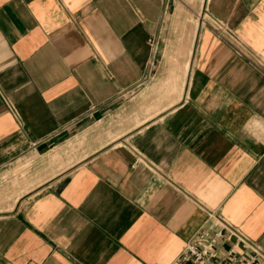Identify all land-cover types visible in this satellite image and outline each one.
Returning <instances> with one entry per match:
<instances>
[{
    "label": "crops",
    "instance_id": "crops-1",
    "mask_svg": "<svg viewBox=\"0 0 264 264\" xmlns=\"http://www.w3.org/2000/svg\"><path fill=\"white\" fill-rule=\"evenodd\" d=\"M176 1L0 0V179L29 159L34 183L0 209V264H171L209 212L264 253V0L198 1L178 56ZM145 84L168 105L44 178Z\"/></svg>",
    "mask_w": 264,
    "mask_h": 264
},
{
    "label": "rangeland",
    "instance_id": "rangeland-1",
    "mask_svg": "<svg viewBox=\"0 0 264 264\" xmlns=\"http://www.w3.org/2000/svg\"><path fill=\"white\" fill-rule=\"evenodd\" d=\"M184 1L188 3L180 4L176 1L177 7L175 10V15L177 16L175 18H177V21L174 22L172 20V25L170 22V28L173 36L171 37V39L172 41H174V44L172 46L175 50L176 56H178L179 54L182 55L181 53H176L177 51H183L189 45L194 21H198L200 15V4L197 3L200 0ZM150 85L151 84H145L143 86H140L133 93H130L128 95L131 96L130 98H132L130 102H128L130 104L129 108H124L123 112L121 113L117 112L118 114L110 118L106 123L103 120L102 123L100 121L99 124H96L94 120L89 121L88 125L91 124L89 127H92L93 129L86 128L80 134H78V136L70 138L68 140V148L61 147L60 149L55 150L52 153L51 158L53 160L55 159V161H60V165H51L50 168L53 170H51L48 175L44 174V178L54 174L56 171H60L66 167L72 166L76 162L82 160L89 153V151H86L84 148V146L88 145L89 142L96 141L99 143L98 145H101L107 141L118 138L122 133L126 131L125 129H122V127L126 123L133 120V124H137V121L140 119L139 114H141L143 110L147 112L145 115L148 116L149 114H153L157 111L158 102L161 107L167 106L169 101H162L166 99L164 96L150 95L152 93L150 91ZM149 86L150 89L148 88ZM152 95L155 94L152 93ZM152 97H156V99H154V101L156 102V111H153V109L146 110V106L153 102V99H151ZM172 97L173 96H171V98ZM174 97L176 98L177 96ZM94 123L96 124L95 126H93ZM59 151H64V153L59 155ZM29 161V159H26L25 161L20 162L19 165L16 166V171H14V175L7 174V172H5L4 177L0 179V209L10 208L16 197L28 190L34 184L27 182V180H29ZM43 169L45 170L46 167L44 166L40 168L39 166L36 169V175H39L38 180L40 181V172ZM32 170V174H34L35 168L32 167ZM44 170L42 172H44ZM40 181H37V183Z\"/></svg>",
    "mask_w": 264,
    "mask_h": 264
},
{
    "label": "built area",
    "instance_id": "built-area-1",
    "mask_svg": "<svg viewBox=\"0 0 264 264\" xmlns=\"http://www.w3.org/2000/svg\"><path fill=\"white\" fill-rule=\"evenodd\" d=\"M212 24L236 40L221 22L212 19ZM225 243L229 244L227 249L222 248ZM171 264H264V253L236 226L209 212L206 225L185 243Z\"/></svg>",
    "mask_w": 264,
    "mask_h": 264
}]
</instances>
